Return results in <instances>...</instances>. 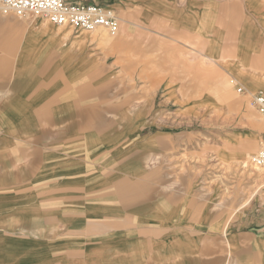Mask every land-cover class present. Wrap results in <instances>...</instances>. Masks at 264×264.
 I'll list each match as a JSON object with an SVG mask.
<instances>
[{
  "label": "crops",
  "instance_id": "obj_1",
  "mask_svg": "<svg viewBox=\"0 0 264 264\" xmlns=\"http://www.w3.org/2000/svg\"><path fill=\"white\" fill-rule=\"evenodd\" d=\"M68 1L119 30L0 13V264H264V202L225 222L202 186L246 137L216 93L264 91V0Z\"/></svg>",
  "mask_w": 264,
  "mask_h": 264
},
{
  "label": "rangeland",
  "instance_id": "obj_2",
  "mask_svg": "<svg viewBox=\"0 0 264 264\" xmlns=\"http://www.w3.org/2000/svg\"><path fill=\"white\" fill-rule=\"evenodd\" d=\"M34 18L47 20L42 17ZM216 94L218 101L221 102L218 105L222 107L224 122L230 116L233 119L244 118L245 124L242 125L246 129L243 130L246 134L244 139H239L231 143L224 138L222 148L223 161L219 162V164L215 162V148L211 145L207 147L206 151L207 160L205 168L207 170V176L204 182L205 184L202 186L208 190L207 198L211 197L209 196V191H212L213 186L216 184L217 186H221L222 196L217 202L219 201L220 205L223 206V211H226L225 222H227V220L240 218L248 208L250 210L254 202L259 200L264 202V178L258 179L260 174H264V166L254 164L249 160L251 155L264 149V117L260 115L253 104L251 95L242 97L236 90L232 92L225 91L222 94L217 92ZM232 108L237 109V112L234 113L239 114H234ZM210 117L214 118V115L208 116V118ZM208 122L210 121L208 120ZM228 123L231 124L230 120ZM231 127L229 126V128ZM236 153H241L239 159L235 158ZM245 161L248 162L246 165ZM191 165L188 162H184L182 166L176 165V171L178 168L181 170V174L176 172V191L183 189L187 181H197L195 178L200 176L198 173L197 176L191 179L187 178L186 173L189 172ZM197 170L193 167L190 168V171L195 172ZM229 229L230 227L224 226L222 227V232L228 234Z\"/></svg>",
  "mask_w": 264,
  "mask_h": 264
},
{
  "label": "built area",
  "instance_id": "obj_3",
  "mask_svg": "<svg viewBox=\"0 0 264 264\" xmlns=\"http://www.w3.org/2000/svg\"><path fill=\"white\" fill-rule=\"evenodd\" d=\"M0 13L16 16L42 17L60 26H74L85 30L105 27L112 33L119 30V18L115 11L105 5L68 0H0ZM239 93L244 88L237 89ZM252 102L264 117V91L252 95ZM249 160L264 166V149L250 156Z\"/></svg>",
  "mask_w": 264,
  "mask_h": 264
},
{
  "label": "bare ground",
  "instance_id": "obj_4",
  "mask_svg": "<svg viewBox=\"0 0 264 264\" xmlns=\"http://www.w3.org/2000/svg\"><path fill=\"white\" fill-rule=\"evenodd\" d=\"M248 156H249V154H248ZM248 158H249V157H248ZM247 163H248V162L245 161V165H246Z\"/></svg>",
  "mask_w": 264,
  "mask_h": 264
}]
</instances>
